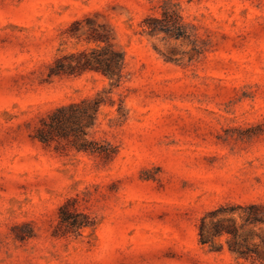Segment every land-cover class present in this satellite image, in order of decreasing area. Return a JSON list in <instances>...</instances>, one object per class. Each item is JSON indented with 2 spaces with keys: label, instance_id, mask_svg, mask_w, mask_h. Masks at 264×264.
<instances>
[{
  "label": "rangeland",
  "instance_id": "374dc122",
  "mask_svg": "<svg viewBox=\"0 0 264 264\" xmlns=\"http://www.w3.org/2000/svg\"><path fill=\"white\" fill-rule=\"evenodd\" d=\"M98 36L119 86L48 76ZM98 92L96 152L33 137ZM0 264H264V0H0Z\"/></svg>",
  "mask_w": 264,
  "mask_h": 264
},
{
  "label": "trees",
  "instance_id": "16d2710c",
  "mask_svg": "<svg viewBox=\"0 0 264 264\" xmlns=\"http://www.w3.org/2000/svg\"><path fill=\"white\" fill-rule=\"evenodd\" d=\"M147 28L151 32L155 29L153 26H147ZM93 41L103 45L56 58L54 65L49 68L48 76L73 75L76 70L79 72L94 70L104 74L113 86H119L124 56L114 52L112 45L102 36L93 38ZM102 94L98 92L92 98L55 108L40 120V125L36 127L33 137L46 145L56 139H63L77 152H96L93 146L97 143L89 141L87 137L104 103ZM238 254L244 256L242 252Z\"/></svg>",
  "mask_w": 264,
  "mask_h": 264
}]
</instances>
